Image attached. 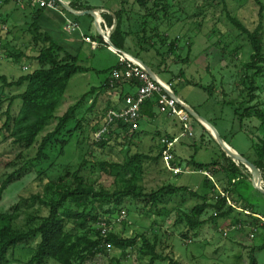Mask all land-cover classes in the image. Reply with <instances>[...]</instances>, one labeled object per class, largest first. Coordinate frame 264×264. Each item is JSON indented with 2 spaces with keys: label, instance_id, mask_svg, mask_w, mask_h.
<instances>
[{
  "label": "rangeland",
  "instance_id": "1",
  "mask_svg": "<svg viewBox=\"0 0 264 264\" xmlns=\"http://www.w3.org/2000/svg\"><path fill=\"white\" fill-rule=\"evenodd\" d=\"M78 1L97 8L94 10L97 13L95 20L101 17L102 12L119 8L121 5V0ZM127 1V4H123V20L120 26V37L124 36L123 51L132 57L138 55L139 60L154 74L170 84L184 106L193 110L194 114H189L190 118L187 121L189 129L183 132L182 124L174 116L161 113L155 107L156 117L153 120L140 121L137 124V130L140 132L134 137L123 138L120 134L117 141H111L112 145L102 147L94 144L91 139L86 138L89 131L88 124L99 122L98 112L108 102L112 101V106L116 104V108L122 106L117 98L119 94L115 92L116 90L97 89L82 105L78 114L79 117L85 118L83 130L85 139L79 131H76L68 144L69 147L67 149L65 147L63 156H58L56 147L48 151L49 159H53L54 164H50V160L33 161L30 167L4 190L0 199V212L12 213L14 206L17 205L19 210L14 219L17 227L24 226L26 211L38 215L44 213L39 202L31 201L29 197L31 194H39L44 198V180H40V172H45V175H42L45 180H55L59 174L64 175L58 164H67L73 172V168H76L84 158L88 163L83 166L81 174L87 176L96 188L104 187L113 190L116 187H122L128 178H132L136 188L143 191H150L170 183L176 186H187L195 190L198 196L206 194L211 197L213 196L211 189L203 185L205 175L208 173L195 170L190 160L207 163L217 158L222 159L224 149L214 137L215 132L233 149H230L232 152L235 150L249 162L255 160L254 144L262 136L263 130L259 128V122L254 117H241L239 115L241 109L235 113L238 102L247 98L246 92L242 91L243 87L239 79L242 75L241 66L249 59L251 48L245 35L228 21L226 12L222 9V3H217L218 0H168L169 21L152 22L151 19L149 27L147 26V36L154 33L150 27L156 26V29L160 31V38L152 36L149 41H145L142 40L143 32L140 27L143 10L133 3V0ZM225 3L227 11L239 18L248 29L252 30L255 27L258 22V6L253 0H225ZM179 5L184 10H181ZM0 12L7 18V23L5 22L0 33L2 42L0 74H4L8 80H11L37 67V63L31 57L37 53L38 47L32 43L31 34L27 31L33 12L27 4L22 7L17 6L13 0L1 4ZM75 16L60 6L57 10L44 9L39 21L44 25L43 29H47L59 43L64 44L66 50L78 54L80 64L93 68L88 72L76 73L69 79L62 100L56 108V117L62 115L91 86H99L107 77V73L103 70L118 62V54L109 49L107 43L100 44L99 40L93 39L97 42L94 48L83 41V36L91 37V34L98 33L99 29L102 32L103 25L101 24L97 29L93 24L94 19L91 21L92 16L86 14ZM65 17L78 20L79 28L75 32H66ZM197 22L200 24L198 25ZM262 26L264 42V11ZM124 32L128 34L125 36ZM171 42L174 43V48L169 52L168 44ZM4 44L6 47L3 46ZM9 52H21L23 55L14 59L8 55ZM180 72H182L181 76H179ZM256 84L259 89L256 92L257 97L251 104L258 103L264 107V71L257 77ZM207 86L209 90L205 89ZM122 87L124 93L136 91L135 86L129 87L125 84ZM118 89L117 92H119ZM20 91L22 88L5 87L0 92V97L3 99L0 106V126L6 117L8 101L5 96ZM93 98L96 99V107L93 111H88L87 107ZM19 104V100L15 99L10 107V114L17 113ZM195 114L208 124L201 123L200 119L194 116ZM53 124L54 121L46 130ZM74 124L75 121H70L67 129L72 128ZM157 129L161 134L167 132L177 137L173 146V156L175 162L180 165L181 172L167 171L166 167L163 168L165 165L162 160L159 163L143 161L141 171L137 167H132V172L123 170L116 173V170H111L112 173H108L98 166L99 161L121 163L128 155L136 152L154 156L160 147V138L165 136H156ZM181 132L183 135L180 136ZM92 136L95 138L94 134ZM37 142L26 149L12 145L11 138L0 135V182L7 174L19 168L24 159L35 156ZM18 153H21L23 157ZM208 177L217 182L220 189L221 179L227 177L230 181V178H234L235 183L224 182L223 184L231 192L233 199H229L230 204L236 205L235 208L240 211L239 214L235 211L227 217L218 218L213 223L210 218L213 210L209 208L201 216L206 222L195 230L192 236L182 239L179 233L186 228L185 214L189 213L195 204L201 202L200 197L186 192H177L164 196L163 200L155 206L145 205L140 200L128 197L122 207L126 210V216L121 219L118 215L112 219L111 230L124 237L136 236L144 232L151 241L157 242V252L172 258L179 264H248L249 255L256 258L257 264H264V248L261 250L257 248L264 241V227L260 222H255L256 213L264 217V193L258 185H255L252 176L244 172L234 175L220 171ZM260 181L263 188L262 177ZM242 207L250 208L252 214L243 213ZM235 216L241 219V227L234 223ZM223 232L226 234L224 235ZM36 241L37 239H34L31 245ZM29 255L27 250L16 249L8 264H22ZM112 258H117L119 264H148L149 261L148 256L140 254L134 248L128 250L126 257L122 256L119 249L109 248L105 255H97L87 264H113ZM47 264L56 263L50 261ZM154 264L171 263L168 259H159Z\"/></svg>",
  "mask_w": 264,
  "mask_h": 264
},
{
  "label": "trees",
  "instance_id": "2",
  "mask_svg": "<svg viewBox=\"0 0 264 264\" xmlns=\"http://www.w3.org/2000/svg\"><path fill=\"white\" fill-rule=\"evenodd\" d=\"M9 1L12 0H0V5ZM149 1H132L143 10L140 27L143 32L142 40L145 41H149L152 36H159L160 38V31L156 29V26L153 28L150 27L154 33L147 36L149 20L152 19V22H154L157 20L169 21L170 19V4L168 0H152L148 4ZM253 1L258 6V22L252 30L248 29L239 18L231 15L227 11L225 0H218L217 3H222V9L225 10L228 21L241 34L245 35L251 48L249 59L241 66L242 75L239 79L243 87L242 91L246 92L247 98L238 102L235 113L241 109L239 113L241 117H254L259 122V128L263 130L262 136L254 144L255 160L252 163L258 168L260 177H262L264 182V107H261L258 103L251 104L257 97L256 92L259 89V86L256 84L257 77L262 75L264 71L262 26L264 1ZM124 3L127 4L128 1L121 0V8L108 9V12L101 13L103 20L101 24L112 29L108 36L110 42L120 50H123L122 47L124 44V36L120 37ZM68 6L75 11L97 9L94 5L85 2L81 3L78 0H70ZM179 8L184 10L181 5H179ZM31 9L33 18L27 31L31 34L30 39L32 43L38 47L37 53L31 57L37 63V67L11 80H8L4 74H0V92L5 87L22 88V91L16 94L5 96L8 104L5 110V120L0 126V135H3L4 138H11L12 145H17L22 148H30L37 141L38 146L34 157L24 159L23 164L19 168L7 174L0 182V199L8 185L29 168L33 161L45 162L50 160L48 151L55 147L57 148L58 156H63L65 154V147L66 149L69 147L68 144L76 131H79L85 139L83 135L85 118L79 117L78 114L82 105L86 103L94 91L97 89L116 90L115 92L119 94L117 98L121 101L126 95L132 94L129 92L124 93L122 86L125 84L129 87L135 86L134 80L117 81L112 77L113 69H122L123 67V64L118 61L115 65L103 70V72L107 73V77L99 86H91L62 115L56 117V108L62 100L69 79L76 73L88 72L93 70V68L80 64L78 54H73L66 50L63 43H59L47 29H43L44 25L39 21L44 9L49 8H37L33 6ZM73 15L75 16V14ZM6 19V15L0 12V27L5 22L7 23ZM98 21H100L99 18ZM169 23L172 24V22ZM197 23L198 25L200 24L199 22ZM1 30L2 28H0V33ZM127 34V32H124L125 36ZM91 38L99 40L100 44H105L99 33L91 34ZM161 40L163 41L162 38ZM1 43L0 36V46ZM3 46L6 47L5 44ZM173 46V42L168 44L169 52L172 51ZM8 55H11L14 59H18L23 54L21 52H9ZM133 57L139 60L138 55ZM179 74L181 76L182 72ZM117 89L119 92H117ZM205 89L209 90V86L205 87ZM15 99H18L20 104L17 113L12 115L10 114V107ZM2 101L3 99L0 97V106ZM246 103L247 105H245ZM96 104V99L93 98L87 110L93 111ZM155 107V99H148L140 105L139 114L135 120L114 118L111 122H108V118L106 117L107 111L117 109L116 104L112 106V101L110 103L108 102L98 112L97 120L99 122L88 124L89 131L86 138L87 140L91 139L92 143L102 147L108 144L112 145L111 141H117L120 134H122L123 138L130 139L140 132L137 130V124L140 121L146 119L153 120L156 117V113L154 112ZM53 121L54 124L46 130ZM70 121H75V124L72 128L67 129ZM104 125L107 126L106 132L94 138L92 135ZM39 134L41 135L38 137ZM155 135H165V137L170 139L176 137L167 132L161 134L158 129L155 131ZM162 150L163 147L160 146L154 156L148 153L136 152L128 155L121 163L99 161L98 166L101 170L108 173H112L111 170H116V173L123 170H131L132 172V167H137L141 171L143 161H153L156 163H159L160 160L163 161ZM171 152L172 154L174 153L173 147L171 148ZM18 155L22 156L21 153H18ZM53 162H55L53 159L49 161L50 164H54ZM190 162L195 166V170L204 171L210 176L224 171L225 173L234 175L244 172L251 177L250 172H248L243 163L233 160L225 152H222V159L217 158L207 163L196 162L191 159ZM87 163L88 161L82 158L76 168H73V172L70 171L67 164L57 163L61 166L60 171L64 172V175L59 174L55 180H45V177L42 176L45 175V172H40V180H44L43 193L45 196L42 198L39 194H31L29 199L31 201L37 200L41 207H43L44 213L38 215L26 211L25 213L27 215L24 226L17 227L14 223V219L19 210L17 205L14 206L12 213L0 212V264H8L11 261L14 250L21 248L30 253L28 259L22 264H47L50 261L56 264H87L97 255H105L109 248L119 249L123 257L128 255L129 249L134 248L140 254L149 257L148 264H154L159 259H168L171 264H179L173 261L172 258H168V256L161 255L157 252V242L155 240L151 241L144 232L136 236L124 237L111 230L112 219L118 215L121 217L122 211L125 214L121 219L126 216V210L122 209L126 198L131 197L142 201L145 205L150 204L151 206H155L159 201L163 200L164 196L177 192H186L200 197L201 202L195 204L189 213L185 214L186 228L179 233L182 239L192 236L193 232L206 222V220L201 218L205 210L209 208L213 210V214L210 217L213 223L218 218L227 217L237 211L235 208L236 205L233 206L227 203V199L232 198L231 192L223 184L224 182H229L230 184L235 183L234 178H230V181L227 177L221 179V181H219L220 179L218 180L219 186L225 194L223 196L215 188V185H218L217 182L212 181L208 175H205L206 179L203 185L211 189L213 194L211 197H208L206 194L198 196L195 190H191L187 186H176L170 183L160 185L150 191H143V189L136 188L132 178H128L122 187L108 190L104 187L96 188L87 176L81 174L83 166ZM171 164L180 166L174 159L171 161ZM165 169L169 171L167 168ZM249 209L242 207V212L245 213L244 210H247L249 213L245 214L250 215L252 212ZM239 213L240 211H237V214ZM234 219V223L239 224V227H241V219L236 216ZM255 222H260L264 227V221L261 222V219L258 217H255ZM104 228L106 229L105 233H102V229ZM34 239H37V241L31 245ZM137 239H139V242H137ZM257 248L259 250L263 249L264 241ZM111 262L113 264H119L117 258H112ZM248 264H257L256 258L253 255H249Z\"/></svg>",
  "mask_w": 264,
  "mask_h": 264
},
{
  "label": "built area",
  "instance_id": "3",
  "mask_svg": "<svg viewBox=\"0 0 264 264\" xmlns=\"http://www.w3.org/2000/svg\"><path fill=\"white\" fill-rule=\"evenodd\" d=\"M14 2L18 6H23L24 4L28 3L31 6H35L37 8H49L52 10H57L60 6H63L62 0H14ZM68 5V3H67ZM99 26L103 22L102 18L99 16ZM65 30L66 32H75L77 28H79L78 22L73 19H69L65 17ZM97 21V20H96ZM4 26L1 25L0 28ZM102 29V38L103 41L107 36H109L110 27L103 25ZM83 36V35H82ZM83 41L91 44V47L95 48L97 44L89 36H83ZM105 42V41H104ZM106 43V42H105ZM107 47L111 50L108 45ZM118 54V61L123 64L122 69H113L112 77L119 81V80H134L136 91L132 94L126 95L122 99V106L117 109H110L106 113V117L108 118V122H111L114 118H123L125 120H135L139 114L140 105L148 99H155L156 107L159 112L164 113L168 116H175L180 123L182 124L183 132L186 129H189L187 124L189 117V112L187 111V107L184 106L182 100L175 94L173 89L171 88L170 84L160 79L156 74L152 78L147 71L145 70L143 64H141L136 58L130 56L126 52H122L121 50H113ZM107 126H102L98 131L94 133L95 137L97 138L99 135L106 132ZM183 132L180 133V136L183 135ZM177 137L172 139L168 137H161L159 142L160 146L163 147L162 150V159L164 162L165 167L168 170L174 171L179 173L182 171L180 166L172 165L171 161L174 159V156L171 152V148L174 146V142ZM206 173V172H205ZM210 176L209 174H207ZM211 178V177H210ZM261 185V181H260ZM216 190L218 193L223 196L225 195L222 190L215 185ZM227 203L230 204V200L227 199ZM245 213H249V211L244 210ZM124 211H122L121 217L124 216ZM256 217L264 221V217L259 214H255ZM105 228L102 229V233H105ZM224 235L226 232H223Z\"/></svg>",
  "mask_w": 264,
  "mask_h": 264
},
{
  "label": "water",
  "instance_id": "4",
  "mask_svg": "<svg viewBox=\"0 0 264 264\" xmlns=\"http://www.w3.org/2000/svg\"><path fill=\"white\" fill-rule=\"evenodd\" d=\"M68 11H70L71 13H74L75 15H90L94 18L95 20V17L97 16V13L94 11V10H83V11H75V10H72L69 6H66L65 7ZM95 26L96 28L98 29L99 28V24L98 22L95 20ZM98 33L100 35H102L101 31L98 30ZM108 46L110 48H112L113 50H118L115 46L112 45V43L110 42L109 40V37L107 36L104 40ZM122 52H124L122 50ZM141 64H143L145 70L147 71V73L153 78L155 76V74L152 72V70L146 66L143 62H141L140 60H138ZM187 111L189 112V114H194L193 110H190L189 108H187ZM196 117H198L196 114L194 115ZM200 119L201 123L203 122H206L205 120H203L202 118H199ZM207 123V122H206ZM208 124V123H207ZM215 132V131H214ZM214 137L220 142L222 148L224 149V152L227 156L231 157L233 160L237 161V162H241L244 164V166L248 169V171L250 172L251 176H252V179L254 180L253 182L255 183V185L257 186L258 185V188L264 193V189L262 188V186L260 185V172L258 170V168L252 163V162H249L248 160H246L245 158H243V156H241L238 152H236L234 150V152H232V148L230 146H228L227 144H225L222 139L216 134H214ZM232 149V150H230Z\"/></svg>",
  "mask_w": 264,
  "mask_h": 264
},
{
  "label": "crops",
  "instance_id": "5",
  "mask_svg": "<svg viewBox=\"0 0 264 264\" xmlns=\"http://www.w3.org/2000/svg\"><path fill=\"white\" fill-rule=\"evenodd\" d=\"M69 1H70V0H62L63 7H65V5L68 6L67 3H69ZM27 6H28V7H31V8L33 7V6H31V5H28V4H27ZM65 9H66V8H65ZM66 10H67V9H66ZM69 12H70V11H69ZM72 14H74V13H72ZM98 18H99V17H97V22H99V21H98ZM93 19H94V18L92 17L91 21H92ZM73 20H74V19H73ZM75 21L78 22V20H75ZM94 21H95V20H94ZM94 21H93V22H94ZM93 24H94V26H95V22H94ZM95 27H96V26H95ZM99 30H100V29H99ZM96 33H97V32H96ZM156 75H157V74H156ZM126 85H127V84H126ZM120 102L122 103V100H121Z\"/></svg>",
  "mask_w": 264,
  "mask_h": 264
}]
</instances>
